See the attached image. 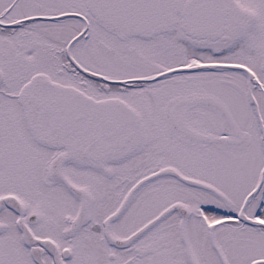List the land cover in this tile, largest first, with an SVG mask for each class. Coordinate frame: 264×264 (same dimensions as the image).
I'll list each match as a JSON object with an SVG mask.
<instances>
[{
	"label": "snow or ice",
	"instance_id": "obj_1",
	"mask_svg": "<svg viewBox=\"0 0 264 264\" xmlns=\"http://www.w3.org/2000/svg\"><path fill=\"white\" fill-rule=\"evenodd\" d=\"M0 264H264V0H0Z\"/></svg>",
	"mask_w": 264,
	"mask_h": 264
}]
</instances>
